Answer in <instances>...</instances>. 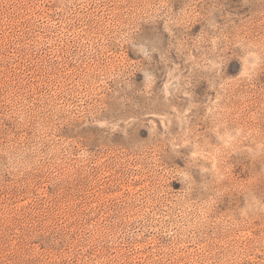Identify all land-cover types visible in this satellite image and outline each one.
Segmentation results:
<instances>
[{
	"label": "rangeland",
	"instance_id": "1",
	"mask_svg": "<svg viewBox=\"0 0 264 264\" xmlns=\"http://www.w3.org/2000/svg\"><path fill=\"white\" fill-rule=\"evenodd\" d=\"M0 264H264V0H0Z\"/></svg>",
	"mask_w": 264,
	"mask_h": 264
}]
</instances>
